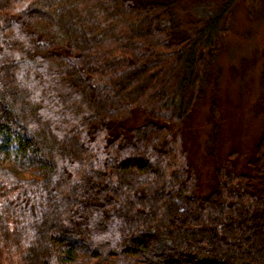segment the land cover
<instances>
[{"label": "trees", "instance_id": "obj_1", "mask_svg": "<svg viewBox=\"0 0 264 264\" xmlns=\"http://www.w3.org/2000/svg\"><path fill=\"white\" fill-rule=\"evenodd\" d=\"M178 1L0 0V264H264V132L203 195L182 132L237 0Z\"/></svg>", "mask_w": 264, "mask_h": 264}, {"label": "rangeland", "instance_id": "obj_2", "mask_svg": "<svg viewBox=\"0 0 264 264\" xmlns=\"http://www.w3.org/2000/svg\"><path fill=\"white\" fill-rule=\"evenodd\" d=\"M251 1V9L242 0L233 5L222 27L225 30L212 64L213 77L183 125L188 157L199 174L200 195L210 190L215 167L227 155H236V166L245 169L264 132V6L262 0ZM187 4L188 0L178 1L176 14L180 21L185 20L182 8ZM214 101L217 116L212 122L210 109ZM4 157L0 151V159Z\"/></svg>", "mask_w": 264, "mask_h": 264}]
</instances>
